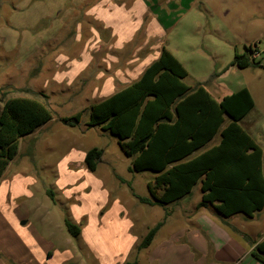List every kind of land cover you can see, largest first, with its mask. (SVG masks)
Masks as SVG:
<instances>
[{
	"label": "rangeland",
	"instance_id": "rangeland-1",
	"mask_svg": "<svg viewBox=\"0 0 264 264\" xmlns=\"http://www.w3.org/2000/svg\"><path fill=\"white\" fill-rule=\"evenodd\" d=\"M133 2L0 0V109L10 98L25 97L52 113L48 124L20 141L0 180V264H146L174 232L223 218L212 206L199 209V186L179 205L141 203L134 194L150 197L156 174L131 170L133 158L115 135L87 127L91 105L126 86V68L146 67L164 46L188 72V86L201 83L217 100L250 91L255 105L240 125L262 148L264 167V67L233 65L235 53L250 46L264 65V0H196L165 14L158 10L162 33L151 11L139 14ZM80 113L75 126L63 122ZM92 148L104 150L94 172L85 163ZM243 218L245 226L238 224ZM249 219L225 220L257 237L264 211ZM67 220L81 228L78 236ZM159 223L151 250H138ZM156 250L151 260L161 257Z\"/></svg>",
	"mask_w": 264,
	"mask_h": 264
},
{
	"label": "trees",
	"instance_id": "trees-1",
	"mask_svg": "<svg viewBox=\"0 0 264 264\" xmlns=\"http://www.w3.org/2000/svg\"><path fill=\"white\" fill-rule=\"evenodd\" d=\"M251 46L235 53L233 65L241 69L264 67ZM188 72L164 46L160 56L129 87L89 108V129L99 127L119 140L131 170L156 174L148 184L150 197L134 196L149 206H166L189 195L200 184L199 207L212 206L222 217L242 214L248 218L264 209L263 150L241 127L254 108L247 88L215 99L199 83H185ZM81 113L63 122L75 126ZM52 120L49 108L36 99L14 97L0 109V180L18 153L20 141ZM220 136V142L206 147ZM203 150L198 155L199 151ZM104 155L92 148L85 157L94 172ZM192 157V158H191ZM164 223L152 228L138 250L151 246ZM78 236L81 228L66 221ZM264 264V239L252 251ZM8 264H17L8 261ZM124 264H139L126 262Z\"/></svg>",
	"mask_w": 264,
	"mask_h": 264
},
{
	"label": "crops",
	"instance_id": "crops-1",
	"mask_svg": "<svg viewBox=\"0 0 264 264\" xmlns=\"http://www.w3.org/2000/svg\"><path fill=\"white\" fill-rule=\"evenodd\" d=\"M196 0H134L132 3L131 8L134 10H139L140 12L147 13L148 9L152 13V20L151 22L157 24V26L160 28L159 32L162 33V27L161 22L159 20L158 10L162 13H166V9L173 8V6L178 7L179 5H182L183 3H194ZM112 18H108L109 22L114 23ZM110 23V24H112ZM142 23H137V30L138 31L141 27ZM156 27V25H155ZM128 27H126L127 31ZM116 29H114L115 31ZM128 32H126V35ZM128 36H126V39ZM163 49V48H162ZM161 54V53H160ZM160 56V55H159ZM158 59V58H157ZM156 59V60H157ZM154 60V61H156ZM153 61V62H154ZM149 63L146 65V67L143 68L140 67L138 70H134L133 67H127L126 68V86L123 88H127L133 83L137 82L141 76L143 75L144 71L153 63ZM143 68V69H142ZM110 81V82H108ZM107 83H110L107 85L113 86L114 80H107ZM122 89V90H123ZM121 91V90H120ZM119 92V91H118ZM117 92L112 93L108 97L114 95ZM108 97L104 98L107 99ZM103 99V100H104ZM222 99V98H221ZM219 99V100H221ZM92 106V105H91ZM220 142V136H216L212 142L208 144L206 149L218 144ZM203 150L199 151L198 153H195V155H198ZM192 158V157H191ZM264 171V167H263ZM3 178V177H2ZM200 188L201 192V199H202V191H201V185L198 184L195 187ZM194 187V188H195ZM193 188V190H194ZM192 190V192H193ZM192 192L187 195L186 197L182 198L181 200L172 203L179 205L181 202L186 201L191 195ZM198 205V204H197ZM213 208V207H212ZM199 209H201L199 207ZM214 211H216L213 208ZM264 211V209L262 210ZM261 211V212H262ZM202 213V216L204 215V212H199L198 214ZM217 217H220V214L218 212H215ZM186 216H191L192 214L189 212L185 213ZM236 216V215H235ZM235 216L230 217L231 219ZM256 217V215H255ZM254 218L249 219V221L254 220ZM208 221H212L211 219L207 218ZM226 218L223 217L219 223L213 222L212 225H199L192 228H189L188 226L183 228L184 230H181L179 232H174L167 241H163L161 243V247L158 248L156 253L161 254V257L157 256L154 260H151L153 254L155 253V250L153 253L150 252V256H147V263L146 264H182L179 262V260H183V263L185 264H260L253 256L252 251L256 248V246L264 239V231L260 235H257V237H252L251 234L249 235L246 233L243 226H237L234 224H229L228 221L225 220ZM248 221V220H247ZM247 221L243 218V223H238L240 225H246ZM234 229V230H233ZM232 230V231H231ZM237 230L242 235H246L245 239L249 241H243L239 238H236L231 232ZM185 232V234H184ZM236 232V231H235ZM205 234L206 239L204 236L202 237L201 234ZM231 233V234H230ZM178 234H181L178 236ZM156 239V237H155ZM154 239V240H155ZM175 240L176 247H173L172 241ZM155 241L152 242L151 246L147 248V250H151L152 245ZM160 246V245H158ZM170 246V247H168ZM173 249V250H172ZM178 251V252H177ZM179 253V254H178ZM170 254H172V257L167 258ZM178 256V257H177ZM178 260V262H177ZM141 264V263H139Z\"/></svg>",
	"mask_w": 264,
	"mask_h": 264
}]
</instances>
